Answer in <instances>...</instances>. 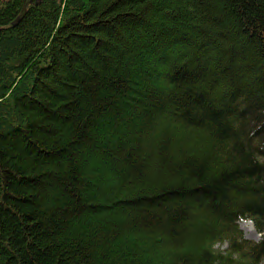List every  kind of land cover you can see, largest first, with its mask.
<instances>
[{
  "label": "trees",
  "instance_id": "obj_1",
  "mask_svg": "<svg viewBox=\"0 0 264 264\" xmlns=\"http://www.w3.org/2000/svg\"><path fill=\"white\" fill-rule=\"evenodd\" d=\"M0 264H264V0H0Z\"/></svg>",
  "mask_w": 264,
  "mask_h": 264
},
{
  "label": "rangeland",
  "instance_id": "obj_2",
  "mask_svg": "<svg viewBox=\"0 0 264 264\" xmlns=\"http://www.w3.org/2000/svg\"><path fill=\"white\" fill-rule=\"evenodd\" d=\"M239 228L244 234V237L246 239L252 240V241H258L260 240V235L255 231L254 226L251 222L246 221V220H240L239 223Z\"/></svg>",
  "mask_w": 264,
  "mask_h": 264
}]
</instances>
